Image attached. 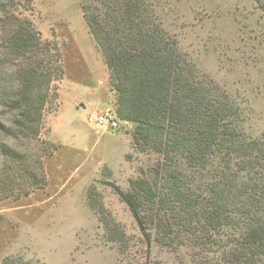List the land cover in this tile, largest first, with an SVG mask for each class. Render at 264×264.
I'll return each mask as SVG.
<instances>
[{
  "label": "trees",
  "instance_id": "trees-1",
  "mask_svg": "<svg viewBox=\"0 0 264 264\" xmlns=\"http://www.w3.org/2000/svg\"><path fill=\"white\" fill-rule=\"evenodd\" d=\"M14 5L0 0V200L46 184L50 145L34 141L63 76L60 53ZM81 9L108 69L111 112L134 124L135 150L156 157L116 187L148 246H188L193 264H264V134L247 131L243 108L180 49L152 0ZM110 237L127 243L116 228Z\"/></svg>",
  "mask_w": 264,
  "mask_h": 264
},
{
  "label": "rangeland",
  "instance_id": "rangeland-1",
  "mask_svg": "<svg viewBox=\"0 0 264 264\" xmlns=\"http://www.w3.org/2000/svg\"><path fill=\"white\" fill-rule=\"evenodd\" d=\"M83 0H14L42 42L60 53L63 76L40 141L46 184L0 200V264H193L188 246H149L116 187L155 163L133 147L134 124L89 118L115 111L108 69L83 18ZM180 49L223 85L264 134V8L256 0H152ZM0 13V30L3 23ZM108 224V227L105 226ZM123 232L125 246L110 237Z\"/></svg>",
  "mask_w": 264,
  "mask_h": 264
},
{
  "label": "built area",
  "instance_id": "built-area-1",
  "mask_svg": "<svg viewBox=\"0 0 264 264\" xmlns=\"http://www.w3.org/2000/svg\"><path fill=\"white\" fill-rule=\"evenodd\" d=\"M90 121H94L96 124L100 126H106L111 129H115L119 125V120L115 116V114L111 111H105L98 115H96L94 118L90 117Z\"/></svg>",
  "mask_w": 264,
  "mask_h": 264
}]
</instances>
